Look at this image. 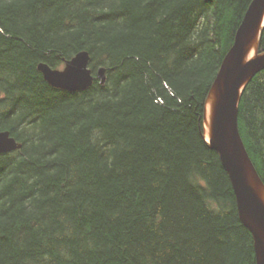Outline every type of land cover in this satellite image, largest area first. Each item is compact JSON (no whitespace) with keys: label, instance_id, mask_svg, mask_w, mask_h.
<instances>
[{"label":"trees","instance_id":"obj_1","mask_svg":"<svg viewBox=\"0 0 264 264\" xmlns=\"http://www.w3.org/2000/svg\"><path fill=\"white\" fill-rule=\"evenodd\" d=\"M251 1L0 0V264H255L203 128ZM81 51L86 90L38 71ZM237 124L264 184V70Z\"/></svg>","mask_w":264,"mask_h":264},{"label":"water","instance_id":"obj_2","mask_svg":"<svg viewBox=\"0 0 264 264\" xmlns=\"http://www.w3.org/2000/svg\"><path fill=\"white\" fill-rule=\"evenodd\" d=\"M263 26L264 0H252L211 84L203 114V124L206 122L208 127L207 143L219 155L232 186L239 220L252 236L255 264H264V203L260 198L264 184L241 139L237 116L244 88L264 70V52H257ZM253 47L254 55L247 59ZM89 62V53L81 51L65 61L62 69L45 64L37 67L53 88L76 92L86 90L93 83ZM96 77L103 84L105 69L99 68ZM20 148L21 144L7 131L0 132V155Z\"/></svg>","mask_w":264,"mask_h":264},{"label":"bare ground","instance_id":"obj_3","mask_svg":"<svg viewBox=\"0 0 264 264\" xmlns=\"http://www.w3.org/2000/svg\"><path fill=\"white\" fill-rule=\"evenodd\" d=\"M254 51H255V48L253 47V48L250 50L247 59L252 58V56L254 55ZM45 65H46V64H45ZM48 67H49V66H48ZM38 71H39V70H38ZM39 72H40V71H39ZM91 72H92V70H91ZM40 73H41V72H40ZM92 76H93V74H92ZM93 78H94V76H93ZM203 127H204L205 139H206V141H207V139H208V127H207V123H206V122H204ZM260 198H261L262 202L264 203V192H260ZM236 209H237V208H236ZM238 218H239V217H238ZM246 229H247V228H246ZM251 237H252V236H251Z\"/></svg>","mask_w":264,"mask_h":264},{"label":"rangeland","instance_id":"obj_4","mask_svg":"<svg viewBox=\"0 0 264 264\" xmlns=\"http://www.w3.org/2000/svg\"><path fill=\"white\" fill-rule=\"evenodd\" d=\"M61 69V68H60Z\"/></svg>","mask_w":264,"mask_h":264}]
</instances>
